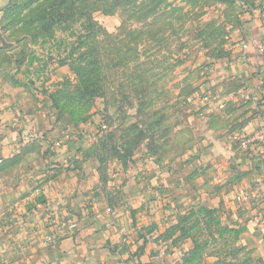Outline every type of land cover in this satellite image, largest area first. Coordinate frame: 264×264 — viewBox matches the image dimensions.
<instances>
[{
    "label": "crops",
    "instance_id": "1",
    "mask_svg": "<svg viewBox=\"0 0 264 264\" xmlns=\"http://www.w3.org/2000/svg\"><path fill=\"white\" fill-rule=\"evenodd\" d=\"M257 9L228 20L227 55L204 68L218 98L209 104L228 107L226 125H206L180 166L98 153L100 125L98 133L60 125L38 95L0 89V163L30 137L45 148L25 182L0 190V263L264 264V12ZM233 119L241 125H228ZM236 136L261 137V150L256 140L243 151ZM198 204L234 229L233 249L210 255L181 235L178 216Z\"/></svg>",
    "mask_w": 264,
    "mask_h": 264
},
{
    "label": "rangeland",
    "instance_id": "2",
    "mask_svg": "<svg viewBox=\"0 0 264 264\" xmlns=\"http://www.w3.org/2000/svg\"><path fill=\"white\" fill-rule=\"evenodd\" d=\"M251 8L264 12V0H0V33L10 45L0 41L1 93L38 95L60 125H93V132L105 125L96 143L103 155L183 165L206 125H226L228 107L204 101L218 99L204 68L227 55L228 20ZM29 139L0 163V190L39 166L45 148ZM222 218L191 205L177 227L217 256L234 245Z\"/></svg>",
    "mask_w": 264,
    "mask_h": 264
},
{
    "label": "built area",
    "instance_id": "3",
    "mask_svg": "<svg viewBox=\"0 0 264 264\" xmlns=\"http://www.w3.org/2000/svg\"><path fill=\"white\" fill-rule=\"evenodd\" d=\"M204 101L209 102V103L212 102V101H210V95L209 94H207L204 97ZM101 123H103V120L101 121ZM101 129L104 130L105 129V125H100V130ZM100 130H99V132H100ZM97 133H98V130H97ZM235 139H236V142L239 145V147L245 152L251 150V146L254 145L256 140L258 142L257 145H256L257 148H259V150H261V148H262L261 143H259L260 140H261V137H250V136L240 137V136H236ZM0 162H1V160H0ZM237 200H241V197H237ZM74 226H75V222L71 218H69L68 219V227H74ZM0 264H6V263H0Z\"/></svg>",
    "mask_w": 264,
    "mask_h": 264
},
{
    "label": "water",
    "instance_id": "4",
    "mask_svg": "<svg viewBox=\"0 0 264 264\" xmlns=\"http://www.w3.org/2000/svg\"><path fill=\"white\" fill-rule=\"evenodd\" d=\"M0 41L2 43V45L4 47H9L10 45L8 43H6V41L4 40V38L2 37L1 33H0Z\"/></svg>",
    "mask_w": 264,
    "mask_h": 264
}]
</instances>
